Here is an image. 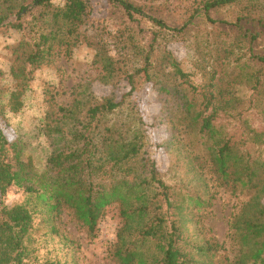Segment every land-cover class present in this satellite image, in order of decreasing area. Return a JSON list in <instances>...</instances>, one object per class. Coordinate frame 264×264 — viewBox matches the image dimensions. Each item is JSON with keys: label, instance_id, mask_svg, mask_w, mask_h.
<instances>
[{"label": "trees", "instance_id": "16d2710c", "mask_svg": "<svg viewBox=\"0 0 264 264\" xmlns=\"http://www.w3.org/2000/svg\"><path fill=\"white\" fill-rule=\"evenodd\" d=\"M52 1L0 0V28L10 27L22 36L12 49L10 75L15 87L6 102L0 90L4 127L8 129L3 105L11 112L21 110L31 71L54 54L69 58L81 43L95 50L93 64L100 67L104 78L123 77L129 91L115 102L110 96L98 100L85 90L84 101H75L69 110L60 108L75 123L67 130L58 124L46 125L48 135L55 134L54 147L41 173L30 160H22L25 145L19 139L9 141L0 128V193L10 187L22 189L44 205L50 217L65 209L88 236H94L105 209L117 204L123 225L117 233L120 246L115 257L121 264H212L208 257L222 246L194 239V210L208 206L200 192L207 193L209 183L239 189L246 201L231 229L246 253L230 264H264V152L262 156L252 151L256 146L264 151V131L256 132L239 121L233 133L216 125L220 114L235 119L241 116L239 110L245 103L247 108L259 110L264 120V0H184V17L172 26L136 1L105 0L111 13L122 18V26L115 32L108 30L105 20H92L90 0H65L61 7ZM222 11L229 18L212 17ZM12 17L13 21L4 24ZM142 22L151 25L149 35L136 31ZM196 24L210 27L193 36L195 54L205 50L197 69L205 75L212 68L200 88L191 85L169 47L182 44ZM85 28H94L101 39L113 40L119 60L108 56L107 42L89 37ZM139 37H148L145 45L137 43ZM127 62L136 64L125 70ZM239 77L249 86L246 102L228 96L224 88L223 82ZM142 85H149L160 98L176 102L182 121L195 137L183 143V151L172 137L157 146L170 156L171 168L183 170L180 177H173V185L163 179L149 157L147 124L138 108L134 110L137 130L130 139L113 137L114 130L107 125L109 116L128 99L131 102ZM84 110L81 125L74 116L75 111ZM183 175L189 177L183 180ZM35 211L36 206L30 208L28 201L0 209V264H29L26 242L30 241ZM129 238L133 241L127 246ZM42 264L54 263L46 260Z\"/></svg>", "mask_w": 264, "mask_h": 264}, {"label": "rangeland", "instance_id": "374dc122", "mask_svg": "<svg viewBox=\"0 0 264 264\" xmlns=\"http://www.w3.org/2000/svg\"><path fill=\"white\" fill-rule=\"evenodd\" d=\"M133 1L144 5L146 10L160 17L170 26L179 20L182 21L184 17L182 15L185 7V4H182L184 0ZM64 2L65 0L52 1L53 5L57 7H61ZM90 2L93 9V21L105 20V25L111 32H115V29L122 26V18L118 13H111L112 10L108 9L105 0H90ZM212 17L229 18L226 11L214 13ZM13 20L14 17L4 24ZM137 30L149 35L152 27L150 24L142 22ZM206 30L210 31V27L196 24L191 27L182 44L176 43L169 46L181 69L189 75V82L196 88L206 84L207 74L212 73L211 66L206 69L205 75H202L197 69L199 59L202 60L201 54L205 50L198 51L199 55L195 54L194 50L195 39L193 36L200 35L199 31ZM84 32L96 41L107 42L108 56L119 60L113 40L101 39L96 35L97 32L94 28H85ZM21 37V32L15 29L0 28V90L4 93L2 95L3 102L8 100V94L15 87V82L10 75V67L13 64L12 49L21 40ZM147 41L148 37L145 40L140 37L137 39V43L141 45H145ZM198 41L201 43L202 39L198 38ZM57 55L54 54L50 61L39 69L31 71L28 87L21 98L23 105L20 111L11 112L3 105V121L8 129L0 120V128L8 140L19 139L25 145L21 158L26 162L30 160L34 170L38 173L45 170L46 160L54 147L52 139L55 134L48 135L46 125L55 127L58 124L67 130L75 123L72 120L73 117L63 115L60 108L69 110L70 106H74L75 101L83 100L82 95L85 90L90 91L98 100L110 96L114 98L115 102L120 101L121 97L129 91V86L123 77L104 78L100 67L93 64L95 50L85 43L78 44L72 50L69 58ZM132 64H136V62L130 64L127 62L125 70L131 69ZM223 84L228 91V96H237L243 102L247 101L250 90L242 77L234 79L231 83L223 82ZM218 85L219 82L214 84V90ZM142 86L138 93L132 95L131 102L128 99L117 112L109 116L107 125L114 130L113 137L122 136L124 139H130L137 130V116L134 110L135 107L138 108L147 124L149 157L163 179L173 185L175 184L173 177H180V172L183 173V170L179 169L180 172H176L174 168H171L170 156L157 146L172 137L174 142H177L175 146H179L180 151H183V143L189 142L195 137L182 121L183 114L176 109V102L172 99L169 100V97L166 96L160 98L149 85ZM87 107L79 106L78 108L87 109ZM243 107L239 110L242 112L241 116L236 119L220 114L216 125L220 126L225 133H233L237 129L238 121L243 122L256 132L264 131V120L260 111L255 108H247L246 103ZM85 111H75L77 116L74 117L81 125L85 123V116H82ZM79 124L76 125L77 128ZM251 146L249 145V147ZM261 148L256 146L252 151L256 155L263 156L264 151L263 148L260 150ZM194 153H198V150L195 149ZM192 157L193 154L190 155L189 163H191ZM188 177L183 175V180ZM191 182V180L187 182V185L190 186L188 190L193 187L189 185ZM209 184L211 188L207 193L200 192V196L208 200V206L194 210L197 214L193 225L196 236L194 239L197 243L210 240L221 245L222 249H219L212 257L209 256L208 260L212 264H230L239 259L241 254L246 253V249L240 245L236 234L231 229L232 222L239 215L246 198L239 189ZM26 201L30 208L36 206L33 228L29 235L30 241L26 242L30 251L26 260L29 264H42L46 260L54 264H121L115 257V251L120 246L117 233L123 225L117 204H112L105 209L103 216L98 220L94 236H88L86 230L65 209L60 215L50 217L46 213L45 206L38 205L34 196H30L22 189L10 187L5 193H0V209L22 205ZM131 241L133 238L127 239V246Z\"/></svg>", "mask_w": 264, "mask_h": 264}]
</instances>
